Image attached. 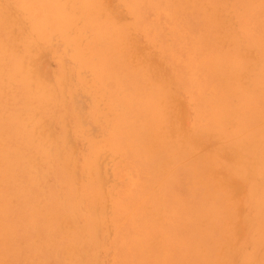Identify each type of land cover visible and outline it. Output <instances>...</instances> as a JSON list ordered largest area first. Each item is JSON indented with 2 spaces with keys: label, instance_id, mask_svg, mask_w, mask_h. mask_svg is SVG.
Returning <instances> with one entry per match:
<instances>
[{
  "label": "rangeland",
  "instance_id": "obj_1",
  "mask_svg": "<svg viewBox=\"0 0 264 264\" xmlns=\"http://www.w3.org/2000/svg\"><path fill=\"white\" fill-rule=\"evenodd\" d=\"M0 47V264H264V0H0Z\"/></svg>",
  "mask_w": 264,
  "mask_h": 264
},
{
  "label": "bare ground",
  "instance_id": "obj_2",
  "mask_svg": "<svg viewBox=\"0 0 264 264\" xmlns=\"http://www.w3.org/2000/svg\"><path fill=\"white\" fill-rule=\"evenodd\" d=\"M134 1V0H133ZM151 1V0H150ZM20 3V2H19ZM91 6V5H90ZM155 7V6H154ZM37 11V10H36ZM63 12V11H62ZM212 12V11H211ZM96 19V18H95ZM157 19V18H156ZM169 19V18H168ZM136 20V19H135ZM100 21V20H99ZM98 23V22H97ZM97 27V26H96ZM138 27V26H137ZM168 27V26H167ZM169 28V27H168ZM183 28V27H182ZM124 30V29H123ZM148 30V29H147ZM170 30V29H169ZM108 31V30H107ZM175 32V31H174ZM185 32V31H184ZM109 34V33H108ZM171 34H172V32H171ZM184 36V35H183ZM107 38V37H106ZM110 38V37H109ZM173 38V37H172ZM192 38H194V37H192ZM174 39V38H173ZM108 41V40H107ZM197 41V40H196ZM2 42V41H1ZM172 42V41H171ZM191 42V41H190ZM3 43V42H2ZM202 44V43H201ZM4 46V45H3ZM3 46H2V49H3ZM1 48V47H0ZM5 48V47H4ZM219 48V47H218ZM216 49V48H215ZM91 52V51H90ZM170 52V51H169ZM209 52V51H208ZM87 53V52H86ZM106 53V52H105ZM238 53V52H237ZM1 54V53H0ZM91 54V53H90ZM187 54H188V52H187ZM221 54V53H220ZM239 55V54H238ZM82 57V56H81ZM236 58V57H235ZM249 58V57H248ZM3 59V58H2ZM241 59V58H240ZM220 60V59H219ZM238 60V59H237ZM5 61V60H4ZM101 61H103V60H101ZM236 61V60H235ZM241 61V60H240ZM219 62V61H218ZM217 62V63H218ZM238 62V61H237ZM92 63V62H91ZM129 63V62H128ZM132 63V62H131ZM134 63V62H133ZM162 64V63H161ZM143 65V64H142ZM23 66V65H22ZM237 67V66H236ZM153 68V67H152ZM239 68V67H238ZM90 70V69H89ZM98 70V69H97ZM96 70V71H97ZM217 71V70H216ZM10 72V71H9ZM144 72V71H143ZM232 72V71H231ZM89 74V73H88ZM14 76V75H13ZM148 76V75H147ZM220 76V75H219ZM244 76V75H243ZM226 78V77H225ZM248 78V77H247ZM85 79V78H84ZM230 79H231V77H230ZM242 79V78H241ZM95 81V80H94ZM93 82V81H92ZM91 82V83H92ZM241 82V81H240ZM150 84V83H149ZM165 84V83H164ZM94 85V84H93ZM101 85V84H100ZM34 86H35V84H34ZM37 86V85H36ZM45 86V85H44ZM86 86V85H85ZM91 86V85H90ZM161 86V85H160ZM40 88V87H39ZM44 88V87H43ZM165 88V87H164ZM168 88V87H167ZM34 89V88H33ZM41 90H43L42 89V87L40 88ZM45 89V88H44ZM85 89V88H84ZM163 89V88H162ZM37 90V89H36ZM35 90V91H36ZM39 90V89H38ZM48 90V89H47ZM89 90H91V88L89 89ZM100 90V89H99ZM33 91V90H32ZM31 91V92H32ZM45 91V90H44ZM101 91V90H100ZM111 91V90H110ZM162 91V90H161ZM37 92V91H36ZM48 92V91H47ZM85 92V91H84ZM90 92V91H89ZM89 92H87V93H89ZM163 92V91H162ZM39 93H42V92H39ZM101 93V92H100ZM120 93V92H119ZM15 94V93H14ZM31 94V93H30ZM37 94V93H36ZM29 95V94H28ZM32 95H34V93L32 94ZM39 95V94H38ZM43 95H44V92H43ZM53 95H54V93H53ZM166 95V94H165ZM168 95V94H167ZM30 96V95H29ZM38 97V96H37ZM56 97V96H55ZM174 97V96H173ZM38 98H40V97H38ZM49 98H50V96H49ZM54 98V97H53ZM96 98V97H95ZM37 99V98H36ZM43 99H45V98H43ZM16 100H18V99H16ZM30 100V99H29ZM34 100V99H33ZM141 100V99H140ZM61 101V100H60ZM17 102V101H16ZM171 102V101H170ZM169 102V103H170ZM122 103V102H121ZM168 103V102H167ZM62 104V103H61ZM114 104V103H113ZM26 105H28V104H26ZM54 105V104H53ZM109 105H110V103H109ZM64 106V105H63ZM132 106V105H131ZM115 110V109H114ZM118 110H119V108H118ZM117 110V111H118ZM13 112V111H12ZM29 112V111H28ZM154 112V111H153ZM163 113V112H162ZM174 113V112H173ZM26 114V113H25ZM107 114V113H106ZM165 114V113H164ZM21 115V114H20ZM23 115V114H22ZM29 115V114H28ZM102 115V114H101ZM111 116V115H110ZM118 116V115H117ZM238 116V115H237ZM20 117V116H19ZM18 117V118H19ZM24 117V116H23ZM236 117V116H235ZM245 117V116H244ZM160 118V117H159ZM162 118V117H161ZM171 118V117H170ZM41 120V119H40ZM120 120V119H119ZM105 121V120H104ZM174 121V120H173ZM187 121V120H186ZM223 121H225V120H223ZM144 122V121H143ZM165 122V121H164ZM163 122V123H164ZM227 122V121H226ZM233 122V121H232ZM247 122V121H246ZM114 124V123H113ZM117 124V123H116ZM184 124V123H183ZM220 124V123H219ZM228 125V124H227ZM230 125H232V124H230ZM167 126V125H166ZM178 126V125H177ZM244 126V125H243ZM109 127V126H108ZM188 127V126H187ZM228 127V126H227ZM5 129V128H4ZM186 129V128H185ZM33 130V129H32ZM42 130V129H41ZM163 130V129H162ZM199 131V130H198ZM259 131V130H258ZM263 131V130H262ZM40 132V131H39ZM174 132V131H173ZM172 132V133H173ZM200 132H203V131H200ZM185 133H187V132H185ZM206 133V132H205ZM260 133V132H259ZM263 133V132H262ZM179 134V133H178ZM184 134V133H183ZM212 134V133H211ZM128 135V134H127ZM166 135V134H165ZM183 136V135H182ZM57 137V136H56ZM216 137V136H215ZM67 139H70V137L69 138H67ZM46 140V139H45ZM217 140V139H216ZM52 141V140H51ZM113 141V140H112ZM168 141V140H167ZM7 142V141H6ZM96 143V142H95ZM209 143V142H208ZM72 144V143H71ZM176 144V143H175ZM107 145V144H106ZM46 146V145H45ZM105 146V145H104ZM154 146V145H153ZM182 146V145H181ZM43 147V146H42ZM56 147V146H55ZM262 147H263V145H262ZM98 148V147H97ZM173 148V147H172ZM219 148V147H218ZM209 149V148H208ZM50 150V149H49ZM97 150V149H96ZM108 150V149H107ZM232 150V149H231ZM73 151H74V149H73ZM99 151V150H98ZM103 151V150H102ZM209 151V150H208ZM48 152V151H47ZM51 152V151H50ZM237 152V151H236ZM235 152V153H236ZM59 153H60V151H59ZM104 153V152H103ZM152 153V152H151ZM172 154V153H171ZM262 154V153H261ZM101 155V154H100ZM229 155V154H228ZM231 156V155H230ZM232 157V156H231ZM244 157V156H243ZM147 158V157H146ZM30 159V158H29ZM45 159V158H44ZM98 159V158H97ZM233 159V158H232ZM236 159V158H235ZM32 160V159H31ZM64 160V159H63ZM234 160V159H233ZM29 161V160H28ZM43 161V160H42ZM201 161V160H200ZM236 161V160H235ZM98 162V161H97ZM190 163V162H189ZM200 163H202V162H200ZM253 163V162H252ZM98 164V163H97ZM35 165V164H34ZM77 165H78V163H77ZM213 166V165H212ZM217 166V165H216ZM13 167V166H12ZM76 168V167H75ZM139 168V167H138ZM191 168V167H190ZM202 168V167H201ZM194 169V168H193ZM228 169V168H227ZM233 169V168H232ZM236 171V170H235ZM240 171V170H239ZM260 171V170H259ZM10 172V171H9ZM73 172V171H72ZM130 172V171H129ZM249 173V172H248ZM11 174V173H10ZM218 174H220V173H218ZM235 174V173H234ZM98 176V175H97ZM262 176V175H261ZM91 177V176H90ZM218 177V176H217ZM263 177V176H262ZM219 178V177H218ZM38 179V178H37ZM93 179V178H92ZM9 180V179H8ZM235 182V181H234ZM33 183V182H32ZM262 183V182H261ZM83 185V184H82ZM158 185V184H157ZM237 186H239V185H237ZM236 186V188L238 189L239 187H237ZM244 187V186H243ZM236 189V190H237ZM130 190V189H129ZM153 190V189H152ZM239 190V189H238ZM12 191V190H11ZM23 191V190H22ZM157 191V190H156ZM3 192V191H2ZM1 192V193H2ZM77 192V191H76ZM245 192V191H244ZM263 192V191H262ZM7 195V194H6ZM13 195V194H12ZM251 195V194H250ZM1 196H2V194H1ZM16 196V195H15ZM213 196V195H212ZM13 197V196H12ZM210 197V196H209ZM216 197V196H215ZM225 197H226V195H225ZM241 197H244V196H241ZM253 197V196H252ZM240 199V198H239ZM261 199V198H260ZM35 200V199H34ZM241 200V199H240ZM30 201V200H29ZM102 203V202H101ZM229 203V202H228ZM252 203V202H251ZM242 204V203H241ZM227 205V204H226ZM233 206V205H232ZM39 207V206H38ZM243 207V206H242ZM36 209V208H35ZM244 209V208H243ZM101 211V210H100ZM232 211V210H231ZM51 212V211H50ZM142 212V211H141ZM106 213V212H105ZM3 214V213H2ZM152 215V214H151ZM127 216V215H126ZM51 217V216H50ZM64 218V217H63ZM55 219H56V216H55ZM240 219V218H239ZM68 220V219H67ZM231 221V220H230ZM242 221V220H241ZM248 221V220H247ZM246 220H245V222H247ZM5 222V221H4ZM66 222V221H65ZM104 222V221H103ZM44 223V222H43ZM239 223H240V221H239ZM68 224V223H67ZM204 224V223H203ZM245 224V223H244ZM247 225V224H246ZM13 226V225H12ZM18 226V225H17ZM35 226V225H34ZM97 226V225H96ZM243 227V226H242ZM12 228V227H11ZM14 228V227H13ZM12 228V229H13ZM70 228V227H69ZM9 229H10V226H9ZM244 229V228H243ZM245 230V229H244ZM61 231V230H60ZM239 231V230H238ZM258 232V231H257ZM11 233V232H10ZM256 233V232H255ZM142 235H143V233H141ZM237 234H239V233H237ZM245 234V233H244ZM140 237V236H139ZM138 237V238H139ZM238 238V237H237ZM150 239V238H149ZM2 240V239H1ZM5 240V239H4ZM35 241V240H34ZM79 242V241H78ZM238 243V242H237ZM83 245V244H82ZM66 246V245H65ZM89 247V246H88ZM240 248V247H239ZM1 250V249H0ZM58 250V249H57ZM66 256V255H65ZM84 256V255H83ZM33 260V259H32ZM67 260V259H66ZM65 261V260H64ZM25 262V261H24ZM32 263V262H31ZM74 264V263H73ZM81 264H82V261H81Z\"/></svg>",
  "mask_w": 264,
  "mask_h": 264
}]
</instances>
